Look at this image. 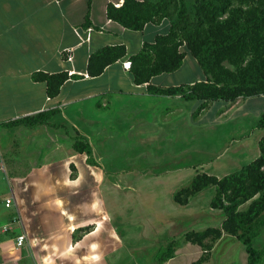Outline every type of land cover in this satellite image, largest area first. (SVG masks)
<instances>
[{
    "label": "rangeland",
    "instance_id": "1",
    "mask_svg": "<svg viewBox=\"0 0 264 264\" xmlns=\"http://www.w3.org/2000/svg\"><path fill=\"white\" fill-rule=\"evenodd\" d=\"M196 2L184 0L190 16ZM175 75L176 83L191 79L198 82L204 78L188 54ZM194 76L197 79H193ZM106 101L107 104H122L116 116L102 114L107 112L105 107L95 116L91 103H79L48 111L52 114L46 116L43 123L28 125L18 122L15 126L0 128V201L11 196L16 198L19 195L17 179L26 177L28 171L45 162L52 160L54 171L46 176L63 177L66 156L53 154L49 157L48 151L71 149L74 141L85 142L91 151L88 160L102 171L101 165H106L105 171L111 172L100 175L95 169L85 168L84 154L81 158L84 165L78 158L68 159L78 170L76 174V169L69 168V178L79 177L78 184L63 190L61 195L54 191L48 197L63 200L67 209L75 211L80 207L75 205L76 199L84 202V208L88 209L90 202L97 200L92 212L95 223L74 229L69 242L80 239V233L84 235L98 228L94 239L108 246V234H111L116 247L113 244L105 256L101 253L103 257L98 264H246L242 246L234 237L224 233L217 240H204L200 246L183 240L188 231L219 227L222 214L209 207L213 187L189 198L186 206L176 205L172 196L187 186L195 173L222 177L239 170L258 155L256 142L260 132L264 134V129L256 126L264 117V96L239 98L231 103L210 102L202 112L198 111L200 101L176 99V147L171 149L161 142L156 151L150 147L144 151L146 146L141 142L132 148V144L125 140V134H119V129L125 132L136 125L130 119L117 117L126 112L123 104L129 107L134 100ZM106 129L117 131L105 142L99 136ZM225 146L233 148L224 156ZM91 172L98 173V178ZM27 186L26 202L31 193L30 186ZM16 210L13 200L10 209L4 210L0 206V242L12 238L7 237L10 236L8 229H19L12 224L15 215L20 218ZM86 216L90 217V212H86ZM3 226L8 227L5 233L2 232ZM6 246H0V264H34L33 256L24 245L12 251ZM166 247L170 248L169 252L158 262L161 255L158 252ZM263 247L264 229L252 241L255 250ZM61 256L58 255V259ZM259 264H264V259Z\"/></svg>",
    "mask_w": 264,
    "mask_h": 264
},
{
    "label": "crops",
    "instance_id": "2",
    "mask_svg": "<svg viewBox=\"0 0 264 264\" xmlns=\"http://www.w3.org/2000/svg\"><path fill=\"white\" fill-rule=\"evenodd\" d=\"M121 2L122 0H0V123L79 103H91L95 116L104 107L107 112L102 114L116 116L118 107L122 104H107L106 100H134L133 104L129 103V107L126 103L123 104L126 112L123 117H117L130 119L136 125L125 132L119 129V134H125V140L132 144V148H135V143L141 142L147 147L143 148L144 151L149 150V147L156 151L158 144L162 142L174 149L176 99H180V96L149 94L146 84L134 85L129 71L122 68L129 57L139 52L143 43H152L156 35L165 34L169 21L163 19L156 24H147L141 31L126 30L105 17L108 3L115 6ZM86 15L89 24L84 26ZM119 45L124 47V56L107 66L99 76L88 77L85 71L88 56L102 47ZM36 71L47 74L66 72L71 77L60 86L55 98L48 99L44 94V84L30 80V74ZM175 73L176 71L154 76L150 78L149 84L165 89L194 83L192 79L186 80V83H176ZM196 77L193 79H197ZM116 131L106 129L99 137L106 142ZM262 135L264 134L260 132L258 137ZM85 138L88 140L86 136ZM231 148L233 147H224V156ZM48 153L49 157L53 154L66 156V161L63 160L64 176H46L54 172L51 160L28 171L26 177L17 179L19 195L9 198L14 201L20 215L19 229L12 228L10 236H7L12 238L3 240L0 246L7 244L9 250H19L20 248H14L12 239L22 231L25 236L24 246L33 256L34 264H98L107 251L110 253L113 244L116 247L111 234H108V246H103L100 240L94 239L98 228L84 235L80 233V239L69 242L74 229L79 230L86 224H93L95 215L92 212L95 211L97 200L91 201L88 209L84 208V202L76 199L75 205L80 207L75 211L67 209L63 200L48 197L54 191L61 195L63 190L78 184L79 177L72 180L69 178V168L76 169V174L78 170L68 159L78 158L84 165L82 155L70 148L49 150ZM103 166L107 168L106 165ZM84 167L95 169L100 175L109 171H105L102 165L104 171L96 165ZM98 173L95 172L96 178ZM196 174L200 173L194 175ZM27 185L30 186L31 193L26 202L24 195ZM86 212H90V217L86 216ZM222 235L223 233L221 237ZM101 253L104 254L102 257ZM60 254L62 256L58 259ZM66 254L70 256L65 257Z\"/></svg>",
    "mask_w": 264,
    "mask_h": 264
},
{
    "label": "trees",
    "instance_id": "3",
    "mask_svg": "<svg viewBox=\"0 0 264 264\" xmlns=\"http://www.w3.org/2000/svg\"><path fill=\"white\" fill-rule=\"evenodd\" d=\"M106 19L130 31H141L147 24L169 21L168 30L156 35L152 43H143L138 53L128 59V71L134 85L146 84L149 94L180 96L184 101H200L198 111L206 103L264 96V0H197L193 14L187 13L184 0H122L118 7L107 4ZM87 15L84 26H87ZM188 54L203 74L204 80L190 85L156 88L150 78L177 71ZM124 56V47L105 46L91 53L86 61L88 77L99 76L103 70ZM71 76L66 72L47 74L32 72L30 80L44 84L46 98H55L60 86ZM52 114V113H50ZM42 112L19 120L1 122L0 128L20 122L43 123L50 115ZM19 122V123H18ZM257 129H264L262 117ZM71 149L90 159L85 142L74 141ZM258 155L239 170L221 178L204 173L194 175L188 185L178 189L172 201L186 206L188 199L207 187L214 188L209 207L222 214L218 228L188 231L183 240L200 246L206 239L217 240L224 233L234 237L246 255V264H259L264 247L252 248V241L264 229V135L257 142ZM161 249L158 262L169 252Z\"/></svg>",
    "mask_w": 264,
    "mask_h": 264
},
{
    "label": "built area",
    "instance_id": "4",
    "mask_svg": "<svg viewBox=\"0 0 264 264\" xmlns=\"http://www.w3.org/2000/svg\"><path fill=\"white\" fill-rule=\"evenodd\" d=\"M115 6L118 7L119 5H115ZM86 40H87V38H86ZM122 68L125 69V70H128L129 63L128 62H124L122 64ZM0 172H2V165H1V163H0ZM1 204H2V207L4 209H10L12 207V199L9 198V197L8 198H5V199L2 200V203ZM12 224H16L17 226L20 225V219H19V217L17 215H15L12 218ZM7 228L8 227L3 226L2 227V232L3 233L7 232ZM8 230L10 231L11 229H8ZM12 241H13V245H14V248L15 249L21 248L24 245V243H25V236H24L23 232L21 231L20 233H18L17 235H15L13 237Z\"/></svg>",
    "mask_w": 264,
    "mask_h": 264
}]
</instances>
